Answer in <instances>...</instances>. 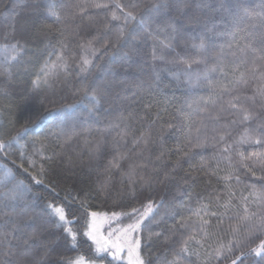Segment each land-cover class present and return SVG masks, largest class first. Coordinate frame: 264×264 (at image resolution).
Wrapping results in <instances>:
<instances>
[{
  "label": "trees",
  "instance_id": "16d2710c",
  "mask_svg": "<svg viewBox=\"0 0 264 264\" xmlns=\"http://www.w3.org/2000/svg\"><path fill=\"white\" fill-rule=\"evenodd\" d=\"M47 0H0V45L12 43L20 40L23 44V51L16 55L15 59H10L5 63L4 57H11V52H0V142L4 147L0 148V175L5 168L12 169L17 179H23L29 185L30 191L26 193V201L34 202V208L37 212L44 209L49 202L63 204L69 214V219H74L72 227L78 232L77 243L73 246L70 240L65 239L63 230L55 227V221L50 220L48 227L49 232L45 233V239H54L59 237L55 245V252L50 256V264H59V262L68 258H75L77 255H84L86 258L95 256L92 242L84 237L83 232L86 229V221L89 219L88 212H99L102 214H125L131 211V208H139L142 203H146V197L159 201H165L166 208L160 211L167 215L163 216L160 223L152 226L153 232L165 231L174 223L175 219L180 216L188 215L186 205L191 203L192 207L197 206L201 197H207L213 189H222L223 181H217L216 177H210L211 186L204 182V179L197 177L195 182L189 180L184 183L180 178L185 175V170H190V165L184 163L183 169L177 170L175 179L166 186H154L151 192L145 189L143 192L137 188V198L133 199L128 188L127 179L124 180L125 195L122 199H115L113 196H104L98 194L97 180L102 179L104 169L109 166V161L116 155V148L113 146L114 139L119 141L117 135L118 129L108 131L107 127L110 122L116 120L121 114L127 116L129 112L141 114L145 111L144 103L151 102L153 107L151 113L158 109L162 111L163 124L165 127V159L171 161L176 159L175 145L183 142L185 139L186 129L184 121L180 115L181 110L184 112L191 111L188 104L192 103L198 97H208L215 91V83L225 79L224 73L219 69L223 68L225 73H231V64L234 60L232 55L235 52L238 55L237 45L242 46L245 41L240 40L242 36H248V40L254 41L259 47L260 42L264 39V0H239L238 7L233 12L227 13L220 9V0H191L186 10L181 13L174 7L170 10L169 16L175 19V27L181 32V35L174 41L173 49L163 50L165 60H153L152 50L156 46L157 54L161 53L159 46L160 41L167 42L172 36L176 35L173 28L165 22L166 18L162 15L150 13L149 9L153 5L161 4L164 0H120L123 4L135 3L137 6L132 11L138 16H143L146 20V27L153 34L151 37L141 36L142 30L136 26L138 38L134 41L135 46L129 44L110 45L106 51H101L94 58L93 69L89 74V79H96L97 82L109 83L110 90L103 93L99 99L97 107L89 112L86 107L79 106L70 114V119L66 122V128L77 133L70 141L65 143L64 139L58 140L49 136L44 139L49 129L53 128L60 120H53L51 117L37 122L39 114L45 112V108H50L51 93L47 91L31 92V80L35 78L36 73L40 70L41 65L49 59V52L54 48L59 49L58 40L66 38L68 51L65 53L70 56L75 53V57L70 59L72 66V75L68 78V83L64 84L63 73L60 76L61 87L58 90L56 107L62 104H78L83 93H75L78 87V81L75 72L78 71L76 64L80 60L82 53L79 44L96 35L98 30H102L105 22V16L110 14L109 9L92 7L94 3H110V0H62L69 5L68 8L61 9V15L72 11L71 6L82 3L86 6V12L77 15L73 20L68 16L65 21L69 27L65 30L64 37H61L55 29L62 25L55 24L51 19L44 18V5ZM236 0H225L226 5H233ZM34 15H30L33 13ZM200 23H195L196 18ZM251 17V18H250ZM26 20H34L35 23L25 25ZM46 25H50L52 31L47 32ZM77 25L79 27H77ZM132 25H130L131 27ZM233 34L236 39L233 40ZM7 36V39L5 37ZM195 37V40H193ZM105 39L114 41V33L109 32ZM133 37H129L132 40ZM204 39L207 44V50H196L191 47L193 42L199 44ZM104 43L100 39L94 46L99 48ZM232 47H229V45ZM221 46L224 47V57L217 62L215 57L220 52ZM89 58L90 53H87ZM199 57L206 62L193 64L192 72H204L205 69L217 65V71L209 74V80H201L198 84L190 85L186 82L187 76L184 73L186 64L183 61ZM51 60L56 56L52 55ZM251 59V53H249ZM178 73L179 76L173 75ZM159 74V79L156 78ZM211 81L212 83H210ZM75 93V94H74ZM227 99V97H225ZM195 107V105H193ZM231 119V117H229ZM193 123L199 122V115H193ZM171 123L173 128L168 129L167 125ZM207 133L213 135L214 122L205 119ZM128 124L135 129L134 135H139L140 130L144 127L139 119L129 120ZM159 126V125H158ZM123 127V125H122ZM252 127H256L254 121ZM242 131L239 127H234L232 136L228 142L239 138ZM17 133H20L17 136ZM16 137L12 140V137ZM89 143L85 145L84 141ZM100 143L101 151L92 156L89 155V148ZM43 145V147H42ZM131 147V137L127 143H121L120 152H125ZM248 151L253 148L244 146ZM156 148H151V155H156ZM170 151V156H169ZM210 160L215 149L209 146L203 150H196ZM23 153V156L21 155ZM43 156H53V161L41 158ZM149 153L146 150L144 155ZM72 157L73 162L77 165L74 174L64 167L62 161ZM36 161L35 167H29L28 159ZM235 158V157H234ZM143 156H134L129 153V159L121 161V170L113 169V191L121 188L120 180L123 172L128 170V166L133 161L139 162ZM15 162V163H13ZM199 162V156L192 161L193 164ZM23 164L29 167L33 174L38 173L41 165L46 169L45 184H35L30 176H27L17 167ZM213 167L215 162L212 161ZM221 168H225L222 164ZM145 173L150 169H144ZM221 176L224 172L219 173ZM260 173L257 172V175ZM241 183L237 184L235 178L232 180V187L236 192V211L242 212L241 195H247V186L253 182V178L246 175L242 170L239 173ZM53 185L55 191H52ZM11 185H9L10 187ZM58 193V195H57ZM73 198H76L73 200ZM80 201L84 202L85 208H82ZM4 219L0 218V233L9 232L12 229V223L4 224ZM24 217H18V222H23ZM45 219H48L45 217ZM195 219V217H193ZM124 222L130 220L125 215L122 219ZM215 223V221H213ZM227 222L224 229L218 235H223L227 240ZM20 233H15L19 236ZM146 246L142 247V255L156 264L155 257L163 255L168 245L164 244V236L159 239L153 237L147 240V233H144ZM2 239V237H0ZM13 244L17 241L13 236L8 237ZM264 239V236L260 237ZM260 239L253 238L246 244L244 251L248 252L250 248L256 247ZM216 236L210 238L204 248L200 249L203 255L208 245L215 247ZM4 246L0 243V253ZM99 260V258L95 257ZM193 264H196L195 257ZM106 264H119L112 261V258H103ZM244 264H264V259L250 255L245 259Z\"/></svg>",
  "mask_w": 264,
  "mask_h": 264
},
{
  "label": "snow or ice",
  "instance_id": "6c2138e0",
  "mask_svg": "<svg viewBox=\"0 0 264 264\" xmlns=\"http://www.w3.org/2000/svg\"><path fill=\"white\" fill-rule=\"evenodd\" d=\"M190 2L191 0H164L163 3L153 5L149 9L150 13L166 18L165 22L176 33L167 42H159L161 49L159 55L156 46H153V60H165L163 50L173 49L174 41L181 35V32L175 27V19L169 16L170 10L174 7L178 12L183 13ZM238 4L239 0H236L233 5H226L225 0H220V9L231 14ZM136 6L135 3L123 4L120 0H110V3H94L92 5L97 9H109L110 14L105 16L102 30H98L96 35L78 45L84 53L76 64L78 71L75 72L78 81L75 93H83L78 104L55 106L58 90L61 87L60 76L63 73L65 77L63 83L67 84L68 78L72 75V66L69 61L75 57V53H72L71 57L65 54L68 51L66 38L57 41L58 50L54 48L53 52H49V59L41 65L35 78L31 80L30 88L31 92L47 91L51 93L50 104L52 107L45 108V112L38 115L37 122L49 117L53 120L57 118L60 120L53 128L49 129L44 137L45 140L52 136L58 140L63 138L65 143L70 142L77 135L75 131L69 132L66 128V122L71 118L70 114L78 105L86 107L89 112L93 111L99 104L101 95L110 90L109 83H98L96 79H89L94 58L98 53L106 51L110 45L129 44L135 46L134 41L138 38L136 26L142 30L141 36L151 37L153 35L145 26V18L131 10ZM68 7L69 5L63 3L62 0H47L44 5V18L62 25L55 29L61 37H64L65 30L69 27L65 23L68 16L74 20L77 15L86 12V6L77 3L71 6L72 11L66 12L62 16L61 9ZM34 14L35 11L30 13V15ZM261 15L264 16V13ZM194 22L200 23V19L197 17ZM24 23L27 25L35 23V21L26 20ZM130 25L132 26L130 27ZM45 27L47 36L52 28L50 25ZM77 27L79 26L77 25ZM109 32L114 33V41L105 39ZM130 36L133 37L132 40H129ZM100 39H104V43L97 48L94 44L98 43ZM235 39V34H233V40ZM240 40L245 43L242 46L237 45L240 55L232 53L234 60L231 64V73H225L224 69L220 68L219 71L224 73L225 79L215 83V91L208 97L201 96L189 103L188 108L191 111L181 110L180 115L186 129L185 139L183 142L176 143V159L171 161V167H169V161L165 159L164 150L165 127L161 113L166 109H158L155 113H151L152 118L149 119L150 109L153 105L151 102H145L143 113L129 112L127 116L121 114L116 120L109 123L108 131L119 130L117 133L119 141L115 139L113 141L116 155L109 161V166L104 169L103 178L96 182L98 194L122 199L125 195L124 180L126 178L130 194L133 199H136L137 185H139L140 192L145 189L151 192L154 186H166L175 179L177 170L183 169L184 163H188L190 170H185V175L180 178L184 183H188L189 180L195 182L197 177H201L207 185L211 186L210 177L214 176L218 182L223 181V188L213 189L207 197H201L196 207H192L191 203L186 205L188 215L175 219L174 223L168 226L167 234L163 230L152 231V226L159 224L163 216L167 215V211L164 213L160 211L161 208L167 207L163 199L155 201L146 197V203H142L139 208L133 207L129 213L124 214L130 219L135 217L133 222L124 227L112 229L107 238L100 233L102 227L100 217L103 215L105 219L109 218L106 214L88 212L89 219L86 221L83 235L92 242L95 256L89 259L84 255H77L75 258L62 259L59 264H104L103 254L105 253L111 256L113 261H122L123 264H152L142 255V247L146 246L144 244L145 232L147 240H151L153 237L159 239L164 236L163 243L168 245L162 256L155 257L156 264H193V257H195L196 264H244L245 259L250 255L264 259V239H260L264 236V39L261 40L259 47L254 41L248 40L247 35L240 37ZM191 47L203 51L207 50L208 46L205 40L201 39L199 44L193 42ZM229 47L232 45L230 44ZM22 51L23 44L20 40L0 45V52L13 53L11 57L7 55L4 57L5 63L10 59H15V54ZM87 53H90L92 58H89ZM249 53H251V59H249ZM52 55L56 56L55 60L50 59ZM223 57L224 47L221 46L215 59L219 62ZM183 62L186 64L184 69L187 76L186 82L190 85L198 84L202 79L209 80V74L217 71V65L214 64L212 68L205 69L202 73H193V64L206 62L199 57ZM173 75L179 76L178 73H173ZM156 78L159 79V74H156ZM193 115H199L198 123H193ZM137 118L144 125L138 136L134 135L135 129L128 124L130 119ZM205 119L214 122L212 129L214 134L211 136L207 133ZM254 121L256 122L255 128L252 127ZM173 127L174 125L171 123L167 125L168 129ZM234 127H239L242 131L239 133L238 139L228 142ZM19 135L20 133H17V136ZM129 137H131V147L125 152H120V144H126ZM15 139V136L12 137V140ZM84 143L87 145L89 141L85 140ZM245 145L252 147L253 150L248 151L244 147ZM209 146L214 148L215 152L210 160H206L196 150H203ZM3 147V142H0V148ZM151 148L157 149L154 157L151 155ZM146 150L149 153L147 156L144 155ZM100 151L101 144L97 143L89 148V155L92 156ZM129 153L134 156H143V159L129 164L128 170L122 173L120 190L113 191V169L120 171V162L128 160ZM170 154L169 151V156ZM21 155L23 156V153ZM54 155L56 154L45 157L41 153V158L51 163ZM197 156H199V162L193 164L192 161ZM212 161L215 162V167H213ZM62 163L74 174L77 165L73 162L72 157L69 156ZM28 164L29 167L34 168L36 161L29 158ZM222 164L225 165V168H221ZM17 167L24 174L30 176L35 184L48 187L45 184L46 169L43 165L35 174L23 164ZM144 169H150V172L145 173ZM241 170L253 178V182L246 188L248 194H242L240 197L242 212L236 211V192L232 187L233 178L237 184L241 183L239 175ZM221 171L224 172L223 176L219 174ZM257 172L260 174L257 175ZM9 185L11 186L9 187ZM28 191H30L29 185L23 179H17L12 169L5 168L3 174L0 175V218L7 217L4 219V224L12 223V229L9 232L0 233V237H2L0 243L4 246L3 252L0 253V264H50L49 258L55 252V245L59 240V237L45 239V233L49 232L50 220L55 221L57 229L63 230L65 239L70 240L73 246L77 243L78 232L72 227L75 218L69 219L66 207L53 201L47 203L44 209L37 212L34 202L29 203L25 199ZM52 191H55L54 185ZM75 199L73 198V200ZM80 205L85 208L83 201H80ZM85 211L87 212L86 208ZM119 215L114 212L112 218ZM18 217L25 219L23 222H18ZM226 222L228 238L225 241L223 235H218V233L224 229ZM15 233H20V235L15 236ZM10 236L16 239V244L8 239ZM213 236H216L215 247L208 245L202 258L200 249L204 248L205 243ZM253 238L260 239V243L245 252L246 244ZM95 257H101V259L98 260Z\"/></svg>",
  "mask_w": 264,
  "mask_h": 264
},
{
  "label": "rangeland",
  "instance_id": "374dc122",
  "mask_svg": "<svg viewBox=\"0 0 264 264\" xmlns=\"http://www.w3.org/2000/svg\"><path fill=\"white\" fill-rule=\"evenodd\" d=\"M106 216L109 219H105V216H101L100 217V221L102 223V227L100 228V233L101 235H103V237L107 238L109 231H111L112 229L118 228V227H124L129 223L133 222V219H135V217H133L132 219H130L127 222H124L122 219L125 217V215L120 214L118 217L112 218V214H106ZM110 256H108L106 253L103 254V258H109ZM99 259H101V257H97ZM113 261V260H112ZM115 263H119V264H123L122 261H114ZM104 264H106L105 260H104Z\"/></svg>",
  "mask_w": 264,
  "mask_h": 264
},
{
  "label": "water",
  "instance_id": "95a60500",
  "mask_svg": "<svg viewBox=\"0 0 264 264\" xmlns=\"http://www.w3.org/2000/svg\"><path fill=\"white\" fill-rule=\"evenodd\" d=\"M111 257V256H110Z\"/></svg>",
  "mask_w": 264,
  "mask_h": 264
}]
</instances>
